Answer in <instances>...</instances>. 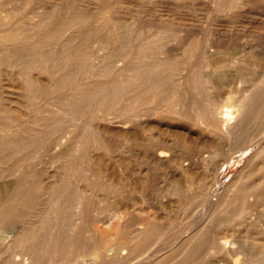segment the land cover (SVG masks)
Masks as SVG:
<instances>
[{
  "label": "bare ground",
  "instance_id": "bare-ground-1",
  "mask_svg": "<svg viewBox=\"0 0 264 264\" xmlns=\"http://www.w3.org/2000/svg\"><path fill=\"white\" fill-rule=\"evenodd\" d=\"M208 2L212 11L222 15L232 14V8L237 5H264V0ZM106 6L80 10L69 3L53 17L34 10L26 21V30L30 31L13 24L20 22L19 18L12 21L6 14L7 20L0 19V61L11 60L14 67L28 71L40 66L47 70L49 77L42 81L29 75L30 79L23 86L25 102L18 103L22 110L15 118L34 123L37 118L29 116L27 110L36 114L35 110L42 109L60 113L58 119L63 115L73 122L86 107L82 102L89 99L90 105L93 101L99 104L96 110L102 117L115 110L123 120L131 122L152 114L186 119L201 132L228 141L230 146L224 150V155L231 154L235 144L243 140L257 143L254 154L225 188L220 184L211 188L210 184L194 183L191 178L185 185L173 180L160 187V197L174 196L183 212L194 208L206 194L211 196L205 198L196 225L177 231L180 233L171 243L169 254L159 257L155 253L156 258H153L147 244L159 239L165 224L150 221L140 225V221H130L125 210L111 209L107 194L115 191L122 196V192L117 190L112 178L104 177L106 173L101 168L100 158L88 152L91 144L99 147L104 141L100 143L97 135L87 136L75 127L67 128L70 143L50 160L60 170V175L55 170L51 175L53 179L41 181L39 169L20 163L12 183H0V240L6 242L8 252L6 261L0 264H64L66 261H75L73 264H207L203 254L213 244H238L234 248L251 264H264V55L259 56L261 60L257 62L232 56L231 35L222 29L218 34L208 35L204 43L197 40L189 44L191 41L181 39L185 44L181 50H172L174 46L158 53L156 49L171 27L164 22L150 24L146 35L130 32L127 36L115 34V37L103 38L100 33L94 37L96 52L91 62L84 61V39L73 49L70 47L72 36L52 53L41 49L66 33L83 32L85 24L86 28L97 31L105 17L102 11ZM254 36L257 45L264 47L261 36ZM13 41L26 43L15 45ZM31 48L36 49L30 57L33 59H23L21 55ZM58 52L60 57H56ZM81 62L84 63L81 65ZM257 64L260 68L254 67ZM224 65L228 66V71L222 70ZM222 81L228 84L238 81L239 92L235 95L232 89L226 94L220 90L210 92ZM217 97L225 99L220 107L215 104ZM6 109L0 107V144L7 146L0 153V161L6 159L8 152L16 154L26 148L33 130L20 132L21 123L16 124ZM177 145L186 155L200 153V145L175 140L168 143L156 138L151 142V149L158 157L153 164L160 167L164 159L176 163L169 150ZM222 167H216L215 180ZM79 174V180H84L85 184L73 190L69 177ZM143 176L146 182L154 181L155 175L144 172ZM100 190H104L105 197L98 196ZM258 206L263 208L260 213L250 212ZM110 218H116L115 226ZM94 221L108 224L117 231L121 227L122 233L117 239L112 237L104 242L100 227ZM175 223L179 220H168L167 230ZM224 237L229 239L221 240ZM96 244H123L127 251L117 250L118 254H126L116 256L104 247L96 251L102 247ZM145 256L150 259L147 257V261ZM143 257L146 261L141 259ZM233 264L238 262L235 260Z\"/></svg>",
  "mask_w": 264,
  "mask_h": 264
},
{
  "label": "rangeland",
  "instance_id": "rangeland-1",
  "mask_svg": "<svg viewBox=\"0 0 264 264\" xmlns=\"http://www.w3.org/2000/svg\"><path fill=\"white\" fill-rule=\"evenodd\" d=\"M69 3L80 10H96L103 5H107L102 11L105 17L99 25L100 29L96 31V29H90L89 26L86 28L87 24H85L83 32L66 33L58 41H51L50 44L44 46V48L42 47L41 49L44 51L48 49V51H45L46 53H52L53 50L60 49L72 36L70 47L73 49L76 44L84 39L82 41L84 42L82 50L86 53L84 61L91 62L92 55L96 52V38L94 37L100 33L103 38L115 37V34L127 36L130 32L133 34L140 32L146 35L148 34L147 29L151 27L150 24L156 25L164 22L171 27L164 33L165 37L156 49L158 53L161 49L168 50L174 46L172 50L176 48L181 50L185 45L180 41L181 39L186 40V42L191 41L189 44L197 40L204 43L208 35L218 34V31L222 29L226 31V34L231 35L229 40L232 56L257 62L261 60L259 56L264 55V47L257 45L254 36H261V40L264 42V5L262 4H253L250 7L237 5L232 8L234 9L232 14L222 15L210 9L208 0H0V19L7 20L6 14L11 17L12 21L19 18L21 19L20 22L17 21L13 24L22 26L26 30L27 16L34 10H40L44 16L53 17ZM13 43L24 45L26 42L13 41ZM115 47L119 48L120 46L116 45ZM35 50V48H31L27 53L21 55L22 58L29 59ZM56 57H60L59 52ZM32 59L30 58V61ZM11 63V60L0 61V107L7 108L8 114L14 117L16 124L21 123L20 132L26 129L33 130L30 131L31 136L26 143V148L16 154L8 152L6 159L0 161V183H12L15 179L17 166L20 163L25 164V166L30 164L34 169H39L41 181L53 179L52 173L57 170V175H60V170L50 160L61 148L67 147L70 143L69 138L66 137V134L69 133L66 131L67 128L75 127L87 136L97 135V140L100 143L103 140V144L99 147H96V144H91L88 152L92 157L100 158L101 168L106 173L104 177L112 178L116 182L115 187H117V190L122 192V196L115 194V191L108 193V206L110 205L111 209L120 208L125 210L128 219L133 222L140 221L141 223H138L140 225L143 222L150 221H162V224H165L159 239L154 244H147V251L152 255L149 256L153 258H156V256L166 257L169 254L171 243L178 238L180 233L177 231L180 228L187 230L196 225L201 218L200 210L203 202L205 203V198L211 196L206 194L194 208L183 212L182 209H179L178 201L174 196L169 194L160 197L158 193L160 187H165L173 180L180 185H185L187 179L191 178L194 183L210 184L211 188L220 184L221 187L225 188L231 181V177L244 169L254 154L257 143L243 140L235 144V149L231 154L224 155V150L230 146L228 141L218 139L210 133L201 132L199 127L192 125L186 119L158 117L152 114L141 116L131 122L123 120L119 116V112L115 110H112L106 117H102L96 110L99 104H95L96 101H93V105H90L91 100L89 99L82 102L86 107L73 122L68 121V118L63 115L58 119L57 116L60 113H50L42 109L35 110L36 114L27 110L29 116L37 118L34 123L24 121L22 118L16 119L15 117L22 110L21 105H18V103L25 102V97L22 96L24 93L23 86L27 79H30L29 75L33 79L42 81H46L49 77L47 76V70L40 68V66L39 68L32 67L28 71L27 69L14 67ZM254 67L260 68V65L257 64ZM222 70L228 71V66L224 65ZM237 85L238 81L232 84L222 81L218 88H216V85L210 89V92L220 90L223 94H226L225 92L232 89L233 95H235L239 92ZM38 101L43 103L41 100ZM224 102V97H217L215 100L217 107L223 105ZM105 103L104 101L100 106L102 107ZM40 106L41 104L38 103L39 108ZM156 138L165 140L168 143L175 140L179 143L200 145V153L189 152V155H186L177 145L174 149L169 150L170 157H174L176 163L170 159H164L160 162L161 166L157 167L153 162L158 157L151 149V142ZM6 147L4 144H0V153ZM71 153L74 154L72 150ZM34 156L36 159L33 160ZM220 165L223 167L222 170L220 168L221 173L215 180L216 167ZM14 166H16L15 170ZM4 169L6 170L2 171ZM144 172L149 173L150 176L155 175L154 181L146 182L143 176ZM71 176L69 177L72 180L70 188L73 190L85 184L84 180H79L80 174L79 176ZM144 181L145 184H143ZM221 187L219 188L221 189ZM113 189L115 190V188ZM98 194L99 197H105L104 190H100ZM255 209L250 212L258 214L263 210L261 206ZM174 219L179 220V223L172 224L167 230L166 223L168 220ZM115 220L116 218H110L113 226L116 225ZM93 223L99 225L100 236L104 242H109L112 237L117 239L119 234L122 233L121 227L117 231L101 221H94ZM225 238L229 239V237H224L221 240ZM96 245L102 246L96 251L104 247L107 251L110 250L108 251L110 254H117L116 256L126 254H118L117 250L127 251V247L123 244ZM237 245L213 244L210 250L204 252L203 257L207 260V264H233L235 260L238 264H251L252 262H249L243 253L236 251L234 246ZM111 247L112 249H110ZM5 249L6 242L0 240V262L6 261L8 257V252ZM148 253L146 252L145 255H148ZM145 257L141 259L145 260ZM148 258L150 259V257ZM139 261L141 262L140 259ZM73 263L75 261H66L64 264Z\"/></svg>",
  "mask_w": 264,
  "mask_h": 264
}]
</instances>
